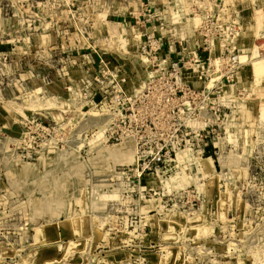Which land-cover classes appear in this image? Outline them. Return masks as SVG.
Listing matches in <instances>:
<instances>
[{
  "label": "rangeland",
  "instance_id": "374dc122",
  "mask_svg": "<svg viewBox=\"0 0 264 264\" xmlns=\"http://www.w3.org/2000/svg\"><path fill=\"white\" fill-rule=\"evenodd\" d=\"M0 45V264H44L48 249L50 264H264V0H0ZM143 49L199 65L215 93L191 104L203 156L138 176L133 142L106 144L108 109L85 94ZM127 143L132 162L116 163ZM86 215L98 238L44 242L40 227ZM155 226L179 249L150 247Z\"/></svg>",
  "mask_w": 264,
  "mask_h": 264
},
{
  "label": "built area",
  "instance_id": "2783aa9c",
  "mask_svg": "<svg viewBox=\"0 0 264 264\" xmlns=\"http://www.w3.org/2000/svg\"><path fill=\"white\" fill-rule=\"evenodd\" d=\"M144 49L140 56L143 65L128 70H97L94 80L98 89L93 93L86 90L85 94L88 106L106 105L108 109L112 121L103 132L105 143L133 142L135 163L127 170L138 176L158 173L174 162L177 152H194V158L203 156L209 125L190 124V120H204L194 115L191 104L206 103L215 93L214 87H201L208 76L199 65L173 63L157 50ZM127 87L138 89L125 90ZM171 120L176 123L171 124ZM194 145L198 150L192 149Z\"/></svg>",
  "mask_w": 264,
  "mask_h": 264
},
{
  "label": "crops",
  "instance_id": "0c3cea01",
  "mask_svg": "<svg viewBox=\"0 0 264 264\" xmlns=\"http://www.w3.org/2000/svg\"><path fill=\"white\" fill-rule=\"evenodd\" d=\"M0 47H3V49L1 51L3 52H6L5 50V45H0ZM7 47V45H6ZM5 49V50H4ZM101 53V54H100ZM109 52L108 51H98L97 54L95 55H99V56H105L106 54H108ZM195 85L196 86H199L200 85V82H195ZM226 95V92H224V96ZM3 100V93L0 94V101ZM0 133L1 135H3V137H8L9 135H11V132L9 129H6V128H1L0 129ZM8 135V136H7ZM129 143L125 144L123 147L121 148H115V151L122 155L124 151H126V160H119L120 158H116L115 157V161L116 163H122V162H125V163H129V162H132V158H133V153L132 155H130L131 151H130V148H129ZM130 151V152H129ZM71 154V152H68ZM125 156V155H124ZM114 159V158H113ZM204 160H209L208 158L207 159H203L202 162ZM211 161V169L213 168L214 166V161L213 160H210ZM115 179V178H114ZM149 218H152L153 215H148ZM88 216H84V217H80V219L78 218H73V217H67L66 219H63V220H59V221H56V222H50L47 224V226H49L48 228H45L44 227H40V232L41 234L44 235L45 239H44V242H51V245L49 248H54L53 246V243H56L58 244L60 241L66 240V242H69V243H74V242H78L80 240H82V238H84L85 236H90L91 234L93 235H96V238H98V235L97 234H103L104 232H101V229L98 228V225L99 223L95 220V219H89L88 220ZM163 223V222H162ZM165 226H169V227H173L171 225H165ZM156 229V230H155ZM175 230V229H173ZM177 232V230H175ZM155 232L156 234V239H152L153 238V233ZM117 234V233H116ZM111 235V236H107V239L108 241L109 240H112L111 238L113 237V239H115V237L118 239L117 241H120V236L119 235ZM169 235V231H167V233H165V231L160 228L159 226H155V227H152V229L149 230V234H146V237L148 239H146L145 241H148V244L151 246H157L159 245V250H164V249H179V246L175 245V244H171V243H176V242H167V244L164 242L165 241V238H170L172 235H175L177 236V234H171ZM159 236H161V238L159 239ZM123 238V237H122ZM164 241H163V240ZM168 240V239H167ZM171 240V239H169ZM156 242V243H155ZM160 242H164V243H160ZM164 244V245H163ZM45 246H47V244H44ZM44 246V247H45ZM162 253H164L162 251ZM51 256H49V255ZM57 254V255H56ZM63 255V254H62ZM36 259H44V264H50L51 262L53 261H58L61 259V255H59L58 253L56 252H53L52 250H46L40 254H36ZM148 260L150 262V264H165V261L164 259H166L165 255L162 254V255H155V254H152L149 253L148 254ZM195 261V260H194ZM169 263H171V259L168 260Z\"/></svg>",
  "mask_w": 264,
  "mask_h": 264
}]
</instances>
